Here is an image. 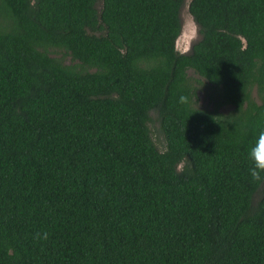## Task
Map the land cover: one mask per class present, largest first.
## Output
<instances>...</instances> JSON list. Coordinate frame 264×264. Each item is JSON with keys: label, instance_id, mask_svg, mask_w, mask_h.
Wrapping results in <instances>:
<instances>
[{"label": "trees", "instance_id": "obj_1", "mask_svg": "<svg viewBox=\"0 0 264 264\" xmlns=\"http://www.w3.org/2000/svg\"><path fill=\"white\" fill-rule=\"evenodd\" d=\"M262 130L264 0H0V264H264Z\"/></svg>", "mask_w": 264, "mask_h": 264}, {"label": "clouds", "instance_id": "obj_2", "mask_svg": "<svg viewBox=\"0 0 264 264\" xmlns=\"http://www.w3.org/2000/svg\"><path fill=\"white\" fill-rule=\"evenodd\" d=\"M178 102L182 105H187L190 100L188 96L180 95ZM248 159L251 161V167L248 171L252 181L264 183V130L258 133L254 144L249 150ZM33 238L36 241H46L49 238V234L47 232L37 233Z\"/></svg>", "mask_w": 264, "mask_h": 264}, {"label": "rangeland", "instance_id": "obj_3", "mask_svg": "<svg viewBox=\"0 0 264 264\" xmlns=\"http://www.w3.org/2000/svg\"><path fill=\"white\" fill-rule=\"evenodd\" d=\"M189 0H186L185 2H188ZM181 19L182 23L186 27V35L177 43L176 47L180 49V51L187 52L190 45L197 40V34H196V27L190 17V15L187 12V9L184 11H181ZM188 24L190 26V31L187 33ZM187 49V51H186ZM198 97L200 98L199 104H205V98L203 97L202 92H198Z\"/></svg>", "mask_w": 264, "mask_h": 264}, {"label": "water", "instance_id": "obj_4", "mask_svg": "<svg viewBox=\"0 0 264 264\" xmlns=\"http://www.w3.org/2000/svg\"><path fill=\"white\" fill-rule=\"evenodd\" d=\"M186 1V0H185ZM192 19V18H191ZM188 31H190V26L188 24V29H187V33ZM196 32V31H195ZM186 35V27L185 25L182 23L181 24V28H180V33L176 39L175 45H177V43Z\"/></svg>", "mask_w": 264, "mask_h": 264}]
</instances>
